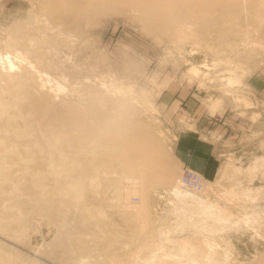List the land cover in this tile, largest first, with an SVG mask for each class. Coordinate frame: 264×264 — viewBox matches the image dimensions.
I'll return each mask as SVG.
<instances>
[{
    "label": "rangeland",
    "instance_id": "374dc122",
    "mask_svg": "<svg viewBox=\"0 0 264 264\" xmlns=\"http://www.w3.org/2000/svg\"><path fill=\"white\" fill-rule=\"evenodd\" d=\"M134 1L100 0L98 5L85 14L80 28L71 29L76 36L68 32L57 33L56 44L63 46H60L59 50L56 49L59 45L51 47L58 52L56 54L54 49H48L47 46L50 44L46 45L50 55L56 56V60L53 59L57 61L56 64L59 59L62 58L59 60L62 62L68 57L67 61L65 60L68 63L62 62L65 64L63 66L70 64L69 68L74 70H71L72 73L80 74L81 72L84 78L81 74L80 76L71 74L73 76L69 77L70 73H67L68 75L64 73L65 67L63 68L61 62L59 64L62 67L58 65L64 71L60 72L64 73V81L58 71V75L53 71L55 73L53 76L61 78L68 89L74 87L77 84L75 80L80 77L78 82H82L78 84L86 82L93 89L99 87L97 90L105 94L106 90L101 89L98 83L99 79L105 80L107 76L109 78L106 79L107 84L109 82L110 85L111 82V85L128 89L129 96L132 94L130 97L134 99L131 103L134 114H132L134 118L131 117V122L133 121L132 123L137 126L143 125L149 128L151 144L160 151L161 157L163 156L161 162L164 163V168L171 171L174 167L173 170L176 171H172L177 172L175 183L185 167L202 174L211 187L200 197L202 196L204 200L207 198L212 205L221 207L225 211V216H207L200 207L188 205L192 204L191 201L188 203L182 198H175L170 190L174 184L166 188L164 185L152 184L154 186H151L150 191L148 190L146 196H143L139 182L136 187L137 192H133L135 188L128 186L125 180L123 181L128 174H122L120 170L108 169L109 171L103 172L105 175L99 174L100 179L95 177L96 180L93 183L86 179L87 185L84 183V188L77 189L83 190V194L79 193V201L82 202V205L78 204L80 207L77 206L76 201L73 202V197L77 199L75 197L77 195L73 192V196L71 195L73 200L62 208V219L68 222L66 229H69L70 231H67L74 236L66 240L67 247L82 246L88 250L76 251L73 254L74 261H71L67 255L69 251L57 246L62 235L58 222L51 219L47 211L40 210L38 207L44 206L43 191L49 187L50 190L59 187L63 180V177L59 176L60 171L57 168L54 169L56 165L51 168L49 166L54 159L50 160L42 154L30 164L33 168L30 169L33 171L32 175L35 171L41 174V177L40 174L36 175L41 180L39 184L41 182L42 185L45 184L44 190L41 184H37L43 190L42 192L38 186H33L37 177L32 176L30 171L24 172V169L17 165L19 162H14L15 167L12 166L13 169L9 172L12 180L21 182L23 188L19 186L20 188L14 189L15 192H13L11 182L6 183L5 186L1 185L7 195L0 190V219L5 221L11 218L9 221L6 220L8 223L18 217L15 223L10 222L8 226L11 232L22 230L18 222L21 214L24 215H22L23 218L29 215L30 218L28 216L25 218L28 217L31 223L27 224V229L29 228L30 231L26 232L23 243L21 240L15 241L9 237V233H0V249L5 254L7 250V254L11 251V255L25 264H88V261L89 264H96L97 261L99 264H144L139 262V258L147 259L152 255L167 264H264V0H149L158 11L166 2L177 7L178 10L175 8L173 12L161 10V21H172L177 25L181 22L193 24L199 39L188 40L190 42L179 40V44L175 39L176 36L173 38L175 34L171 26L163 27L160 32L154 30L156 20L153 21L150 12L156 15L158 12L154 10L155 8H151L155 12L150 11V8L139 12L133 4ZM35 10L36 8L29 0H0L1 51H4V41L9 35L17 33L20 27L33 26L30 23V16L37 12ZM29 30L33 29L29 28ZM33 33L30 32V34ZM67 35L70 36L67 37ZM71 36L72 38H69ZM77 37L80 40L78 46L74 47ZM70 39H73L72 47H70ZM65 41H69L67 44L70 46L64 47ZM73 47L75 51L69 52L68 48L72 50ZM21 50L26 51L23 47ZM59 53L64 54V57ZM34 58L28 56V60L30 59L29 61L33 64L37 63L33 60ZM96 60L99 62L95 64L98 68L95 72H90L88 68L90 66L96 68L95 65H90ZM74 61L80 63L77 64L79 68L84 67L85 64L90 65L87 67V72L82 71L83 67L80 68V72L77 71ZM23 64L22 66L18 64L20 68L17 69V67L14 73H24L27 66ZM1 65L0 62V70L5 73ZM194 65L200 69L198 76H193L190 72ZM69 68H65L66 71L70 70ZM35 75L31 79V84L37 89L40 80ZM232 77L238 79L237 83L228 86V79ZM67 79L74 80L76 84L71 85L73 82L70 84ZM78 84L76 86H79ZM1 85L5 87L6 82L4 81ZM47 89L49 90L46 87ZM46 90L42 93L35 91L43 95L39 96L41 99L45 97L47 100L59 99L55 103L57 105L62 102L64 95L68 98L71 94L67 91L68 93L62 94V97L61 95L56 97L54 92L47 90L50 93L47 94ZM197 111L211 117L210 131L200 136L201 142L197 145V153L183 160L179 154L178 145L184 136L196 130ZM4 134L6 132H0L2 139L8 142L15 140L11 131L7 133L10 134L9 136ZM35 165L40 168H34ZM42 175H45L44 179ZM55 176L58 178L56 179ZM136 177L139 176L136 175ZM51 187L54 188L51 189ZM96 187L97 189L100 187L99 191ZM19 189L22 196L19 194L21 192H18ZM50 190H48L49 193H51ZM48 191L45 192L46 197L54 194L53 190L51 195H47ZM113 197L115 200L112 199ZM39 199L41 201H38ZM35 202L39 205L34 207ZM92 205L97 207L94 206V208ZM139 207L148 209H146L147 216L144 217L145 223L127 221L125 213L132 214ZM31 209L33 212L37 210L38 215L33 214ZM12 216L15 218L13 219ZM141 225L146 229L143 233L140 231ZM99 227L100 229L97 230ZM29 232H32L31 236ZM80 234L85 237L81 238ZM67 241L70 244H67ZM182 244H187L185 249H182ZM224 253L226 257L222 256ZM81 256L86 258L83 263L75 261Z\"/></svg>",
    "mask_w": 264,
    "mask_h": 264
},
{
    "label": "bare ground",
    "instance_id": "6f19581e",
    "mask_svg": "<svg viewBox=\"0 0 264 264\" xmlns=\"http://www.w3.org/2000/svg\"><path fill=\"white\" fill-rule=\"evenodd\" d=\"M29 1L36 8L35 12L37 11L36 13H38V15L35 13L33 16H30V18H31L30 23L33 24V26L32 27H26L25 26V27H20L18 30L16 29L17 33L9 35V37L4 41V44H5L4 45L5 46L4 51L0 50V62L2 64L1 66H3V70H5V73H2L0 70V132H6V134H7L8 132L11 131L13 136L15 137L14 138L15 140L13 142H8L6 139L4 140L0 137V186L1 185L5 186L6 183L10 184V182H11V184H12L11 189L13 187V192H15V190H18V188H20L19 186H22V188H23V184L22 185L20 184L21 182L19 183V181H14L10 177L9 171H11V169H13L12 166L15 167L13 165L14 162H19L17 165L18 166L20 165L21 166L20 168L24 169V172L26 170L28 172L30 171L31 175H32L33 171H31V170L33 168L30 164L32 163L33 160L35 161V158H37V156L43 154L42 156H47L50 160L54 159L52 161V163H49V159H48V163H49L50 168H51V166L55 167V165H56V167L54 169L57 168L60 171L59 176L63 177L62 178L63 180L61 179L62 181L59 184L60 186L58 185L59 187H57V188L51 187V189L54 188L53 189L54 191L50 190L49 189L50 187L49 188L46 187L48 189L47 190L45 189V191H43L45 184L42 185V182L40 183L42 185L41 186L43 189L42 190L41 187L39 186L40 185L39 182L41 180L38 179L40 172L37 173L36 171H35V174L32 175V176L37 177L36 179L34 178L35 184L33 186L34 187H35V185L38 186L39 190H41L40 192L43 191L45 195H46L45 192L48 190H50L51 193L54 192V194L51 195V193H49V191H48L49 194H47V195H51V196L46 197L44 195L46 198H44L43 195H40L41 197L43 196V199H45V202L43 200L44 206H42V207L38 206V207L40 208V210L42 209L43 211H47L49 217L51 219H53L54 221L58 222V225L60 226V228L62 230V235L60 237L61 239H59L57 242V246L63 247L66 251H69L67 253V255L69 257L68 259L71 261L74 259L73 254H75L76 251L80 250L82 252H85L87 249L83 248L82 246L74 247V245H72L73 246L72 248L69 245H68L69 247H67L66 240L69 239L72 235L70 234L71 232L69 233L67 231L69 229H66V225L68 222L66 223L65 219H62V216H61L62 208L66 203H70L73 199H74L73 202L76 201L77 206H79L78 204L82 203V202L80 203V201H79L80 200V194H83L82 193L83 190H81V191H79V190H80V188H84L83 184L87 182L86 179H89L93 183L94 180L100 179V178H98L100 173H101L100 175H103L104 174L103 172H105L108 169L109 170H111V169L120 170L122 172V174L123 173L128 174V175H125V177H124L125 179H123V181L125 180L126 184H128V186L130 185V187L135 188L134 190H136V187L138 186V184L140 182L141 190L140 189L139 190L141 191V194L143 196H146L149 188L151 186H154L152 184H159V186L164 185L165 188H166V186L169 187V186H172L174 184L172 186V188H170V190L172 191L171 193H173L175 195V198L176 197H177V199L182 198L184 201H186L188 203H190V201H191L192 204H188V205H191V206L195 205V206L200 207L202 209V212L207 214V216L224 217L225 211L221 207H219L217 205L214 206L215 204L212 205L208 201L207 198H206V200H204V199H202L203 198L202 196L200 197L201 194L206 193L208 188L211 187L210 183L204 178V176L202 174L197 172L204 179L202 188L199 191L190 189V188L183 185L181 178H182V175H183L186 167L184 168L182 174L180 175L179 180H177L175 183V179H176L175 175L177 172H173V171H176V170H173L174 167L171 168L173 171L172 170L168 171L164 168V165H163L164 163L161 162V160H163L162 159L163 156L161 157L160 151L157 148H155L154 145L152 146V144H151L152 139H151V134L148 131L149 128L147 129V127L143 126V125L137 126L135 123H132L133 121L131 122L132 118H134V117H132L133 108L131 105V103L134 99L132 97H130L132 94L129 96L130 93H129L128 89L121 88V87L115 86V85H111V82H110V85H109V82L107 84L106 79L108 78V76H107V78L105 76H103V77H105V80H104V78L99 79V83H98L99 86L101 87V89L103 88L106 90L105 94L101 93L103 91L100 92L99 90H97L99 87L98 88L95 87L96 89L95 88L93 89V87L91 85L87 84L86 82L78 84V83L82 82V81L78 82V79L80 77L77 80H75L74 78H72V79L77 81V84L79 86L80 85H83V86L82 87L80 86L81 87L80 88L79 86H76L77 84H76V82H73L74 80L71 81V80L67 79V81L69 80V83L73 82L72 84L70 83L71 85L76 84L74 87H71V89H68L67 86L62 82L61 78H57L56 76H53L55 73L57 74V71H58V74L62 71V68H60V67L65 65L64 63L67 61L68 57L66 59H64V61H62L64 63L59 61L62 59L61 58L58 60V63L56 64L55 62H57V61H54V60H56V58H55L56 56L54 57V56L50 55L49 50H47V48H46V45H49V44L51 45V46L49 45L50 48H49V46H47L48 49H51V47H53V45L55 47L58 46L59 44L58 45L56 44L57 43L56 41H58L56 39V37H58L57 35L59 33L63 34L64 32H66V33L68 32V34H70V35H71V33L74 34V32H71V29L72 28L79 29L83 23V20L85 19V17H84L85 14L87 12L89 13L96 5H98L97 3H99L100 0H29ZM133 4L136 6V9H138L139 12H140V10L141 11L143 10V12H144V9H149V8H150L149 9L150 11L151 10L152 11L157 10L158 13L156 15H153L152 12H150V14L153 16V21L156 20V23H155L156 26L154 27V30H158L160 32V31H162L163 27L171 26V28L174 29V34H175V35H173V38H174V36H176L175 39H177L178 44L181 41L185 42L188 40H198L199 39L198 34L195 33V31H194L192 23L183 24V22H181V24L177 25L176 23H174L172 21L168 22V21H161L160 20V15L162 14L161 10H164L167 12H173V10L177 9L176 6L166 2L164 4L163 8H161L158 11L157 7L155 8L154 4L149 0L148 1H145V0L136 1L135 0ZM151 8H155V9L153 10ZM165 9H167V10H165ZM172 16H173V14H172ZM188 16H189V14H188ZM148 18H150V17H148ZM167 24H169V25L167 26ZM29 28H32L33 30L30 31ZM29 31L34 32V33L30 34ZM70 35H67V37ZM64 36H66V34H64ZM64 36H63V38L65 39ZM72 36L69 38H72ZM78 37H79V35H78ZM78 37H77L78 40L76 39L77 43L74 41L77 45L73 42L74 47L78 46V43H79L78 41L80 40ZM74 39H75V37H74ZM61 40H63V39L61 38ZM169 40H172V39H169ZM179 40H180V42H179ZM69 41H71V43H70L71 46L67 44V42L69 43ZM69 41H65L66 46H64V47H68V46L72 47L73 46L72 45L73 39H70ZM65 42H64V44H65ZM177 42H175V43H177ZM188 42H190V41H188ZM167 43H169V42H167ZM61 44H63V43H61ZM197 44H198V41H197ZM84 45H85V43H84ZM175 45L176 44H174V46ZM60 46L62 47L63 45H59L58 47H56V49H58ZM22 47L25 48L27 52L26 51L22 52V50H21ZM74 47L72 50H70L68 48L69 52H72L73 50L75 51ZM193 47H195V46H193ZM52 49H54V48H52ZM55 53L58 54V52L56 50H55ZM91 53H94V52H91ZM76 54L74 55L75 57H76ZM59 55H60V53H59ZM28 56L35 57L36 59L34 58L33 60H36L37 63L33 64L32 61H29L30 59L28 60ZM62 56L64 57V54ZM74 56H73V58H74ZM78 56H79V54H78ZM57 58H58V56H57ZM100 58L102 59V57H100ZM100 58H99V60H100ZM78 59H79V57H78ZM72 60H74V59H72ZM86 60H87V58H86ZM88 60H89V57H88ZM88 60H87V62H88ZM100 61H103V60H100ZM60 62L62 63V66L59 64ZM75 62L76 61H74V63ZM77 62L81 63L82 61L77 60ZM77 62L74 65H76L75 69L78 68L77 71H79L80 68L83 66H80V68L77 67V64L78 65L80 64ZM97 62L98 61L96 60L95 63L93 62L94 64H90V65H95ZM23 63L27 66V68L25 69V72L24 73H16V72L14 73V70L17 67H18L17 69L20 68L18 66V64L22 66ZM67 63L68 62H66V64ZM228 63H230V62H228ZM58 64L60 65V67ZM87 65H89V63ZM96 65H95V67H96ZM69 66H70V64H69ZM69 66H67V65L63 66V68L64 67L69 68ZM89 66H86V64H85V66L83 67L84 69H82V71L83 70L86 71L87 67H89ZM229 67H230V65H229ZM65 68L63 69L65 72L64 71H62V72H64L65 74L70 73L69 75L67 74L69 77L73 76L71 74H75V73H72V71H71L73 69L69 68L70 70L66 71ZM97 68L98 67L94 68V66H90L88 68V70L90 72L91 71L95 72L96 71L95 69H97ZM53 71H55V73ZM86 72H84L85 75H86ZM90 72H88V73L91 74ZM190 72L193 76H198L200 74V69L195 67V65H194V67H192L190 69ZM63 74H61V76H62L63 81H64L65 78H64ZM76 74H79V73L77 72ZM76 74L74 76H77ZM80 74H81L82 78H84L83 73L80 72ZM80 74L78 76H80ZM98 74H100V73H98ZM34 75L38 76L39 77L38 80H40V84L37 87V89H35L31 84V79H33ZM88 78H90V77H88ZM98 78H100L99 75H98ZM224 80H226V79H224ZM237 80L238 79H236L235 77H232L231 79L229 78L228 79V83H229L228 86L231 84H234ZM4 81L6 82L5 87L1 85L4 83ZM110 81H112V80H110ZM114 81H116V80H114ZM1 82H3V83H1ZM46 87L49 88V90L47 89L48 91L54 92L53 94H54V96L56 94V97H57V95L58 96L61 95L60 97H62L63 96L62 94L68 93V92H70L71 94L69 95L68 98H65V97H67V95H64L63 96L64 98H62L63 99L62 102L59 101L60 103H59V105H57L55 103L59 99L58 100L56 99L57 101H55V99L47 100V97H45V96H44L45 99L44 98L41 99L39 97V96H41V97L43 96V95H39V92L42 93V91H45ZM35 90H38L39 92H36ZM47 90H46V93L50 94L49 92H47ZM215 110H216V108H215ZM212 111H214V110H212ZM6 134H4V135H6ZM7 135L9 136L10 134H7ZM8 139H9V137H8ZM164 152L165 151L163 150V153ZM10 160H11V162H10ZM165 167H166V165H165ZM34 168L37 169L40 167L35 165ZM27 171H26V173H28ZM56 172H58V171H56ZM112 173H114V172H112ZM136 175H138L139 177H136ZM44 176L42 177V179H44ZM106 176H108V175H106ZM13 177H14V175H13ZM40 177H41V174H40ZM95 177H97V178L94 179ZM110 177H112V176H110ZM14 178H16V176ZM57 178L58 177H56V179ZM106 178L108 179V177H106ZM56 182L58 183L59 181L57 180ZM107 182H106V184H107ZM22 183H23V181H22ZM92 183H90V185H92ZM37 184H39V185H37ZM97 184H99V183H97ZM103 184H105V183H103ZM108 184H110V183H108ZM85 185H87V183ZM93 186H94V184H93ZM95 186H97V185L95 184ZM98 186H100V184ZM212 186H213V184H212ZM113 187L114 186H112V188ZM93 188H91V189H93ZM21 189H19L18 192H21L20 191ZM77 189H79V190H77ZM96 189H97V187H96ZM98 189H97V191H99ZM0 190H3L2 186H1ZM105 190H106V188H105ZM119 190H121V188ZM134 190H132V191L137 192V190L136 191H134ZM3 191H2V193H3ZM89 191H90V189H89ZM13 192H12V195L15 196V194ZM73 192H75V195H77V196H75V197H77V199H75L74 197H73V199L71 198V195ZM106 192H107V190H106ZM119 192L122 193L121 191H119ZM8 193H9V191H8ZM97 193H99V192H97ZM4 194L7 195L6 192ZM4 194H2V195H4ZM9 194L11 195V193H9ZM16 194H18L17 191H16ZM19 194H21V196H22V192ZM41 194H43V193H41ZM17 196H19V195H17ZM82 196H84V195H82ZM114 197L112 199H114ZM1 198H2V196H1ZM21 198H24V197H21ZM56 198H57V200H56ZM87 199H89V198H87ZM117 200H119L118 197H117ZM38 201H41V200L39 199ZM179 201H180V199H179ZM184 201H182V202H184ZM77 202H79V203H77ZM30 203H32V202H30ZM35 203L36 204H34V205L32 204L34 207H35V205H39V204H37V202H35ZM38 203H40V202H38ZM83 203H85V202H83ZM22 205H23V203H22ZM120 205H121V203H120ZM94 206L97 207L96 205H94ZM0 207H1V205H0ZM85 207H84V209H85ZM122 207H124V206H122ZM3 209H4V207H3ZM146 209L139 207V209H137V210L135 209V211H133L132 214L131 213L130 214L125 213V219L127 221H129L130 223H139V222L145 223L144 217L147 216V210H148V209L147 210ZM9 210H11V209L9 208ZM12 210H14V209H12ZM32 210L33 209H31V211ZM27 211L29 212L30 210H27ZM66 211H68V209ZM36 212H37V210H36ZM36 212L34 211L33 214L38 213V212L37 213ZM31 214L32 213H30V215ZM33 214H32V216H33ZM22 215L23 214H21L20 219H18L19 220L18 222L20 223V224L19 223L18 224L21 225L20 228H22V230L20 228H19L20 230H16L14 232H13V230H12V232L9 230V227H8L9 224L15 223V219L18 218V217L15 218V216H12V218L13 219L15 218V219L12 220V222L10 221L11 223L10 222L6 223V220L9 221L11 218L6 219L5 221H4V219H2L4 222L0 219V233H6V234L9 233V235H8L9 237L14 239L15 241H16V239H18L19 241L21 240L23 243L24 239L26 237V232L30 231V230H28L29 228L27 229V226L31 222H29V220L27 219L29 217V215H26V216H28L27 218H25L26 216L23 218ZM16 216H17V214H16ZM69 216L70 215H68V217ZM93 217H94V215H93ZM91 219H94V218H91ZM35 224H38V223L36 222ZM53 227H54V224H53ZM140 228H141L140 231H142V233L144 231H146V229H144L145 227L143 228L142 225ZM99 229H100V227L97 230H99ZM101 230H102V228H101ZM79 231H81V229ZM56 232L59 233V231H56ZM31 233H30V236L32 235ZM77 233H79V232H77ZM142 233H140V234H142ZM100 234H101V232H100ZM140 234H138V235L140 236ZM55 236L57 237V235H55ZM80 236H82V235L80 234ZM72 237H74V236H72ZM84 237L82 236L81 238H84ZM95 237H93V238H95ZM68 243L69 242L67 241V244ZM116 243H118V242H116ZM186 246H187V244L181 245L182 249H185ZM89 248H90V246H89ZM91 250H90V252H91ZM2 251L0 249V264H25V263H21L20 259L11 255L10 254V253H12L11 251L9 254H7L8 250H7L6 254L3 253L4 251L3 252ZM44 253H45V251H44ZM222 256L226 257L225 253L222 254ZM89 257H90V255H89ZM84 259L86 260V258H83V256H81V257L77 258V260H75V261H80L81 263H83ZM92 259H93V257H92ZM139 262L144 263V264H146V263L147 264L148 263L149 264H167L162 259L158 258V260H157V257H155L154 255L148 257L147 259L140 257ZM93 263H95V262H93ZM88 264H89V261H88ZM96 264H99L98 261L96 262Z\"/></svg>",
    "mask_w": 264,
    "mask_h": 264
},
{
    "label": "crops",
    "instance_id": "0c3cea01",
    "mask_svg": "<svg viewBox=\"0 0 264 264\" xmlns=\"http://www.w3.org/2000/svg\"><path fill=\"white\" fill-rule=\"evenodd\" d=\"M197 114L195 117L196 130L184 136L178 145L179 154L183 160H187L197 153V145L201 142L200 136L210 131L211 117L208 114L199 113V111Z\"/></svg>",
    "mask_w": 264,
    "mask_h": 264
},
{
    "label": "built area",
    "instance_id": "2783aa9c",
    "mask_svg": "<svg viewBox=\"0 0 264 264\" xmlns=\"http://www.w3.org/2000/svg\"><path fill=\"white\" fill-rule=\"evenodd\" d=\"M181 180L184 186L199 191L202 188L204 179L196 171L186 167Z\"/></svg>",
    "mask_w": 264,
    "mask_h": 264
}]
</instances>
